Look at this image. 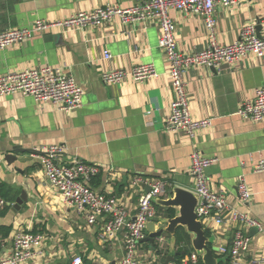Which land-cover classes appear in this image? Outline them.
<instances>
[{
	"label": "crops",
	"instance_id": "crops-1",
	"mask_svg": "<svg viewBox=\"0 0 264 264\" xmlns=\"http://www.w3.org/2000/svg\"><path fill=\"white\" fill-rule=\"evenodd\" d=\"M139 1L0 0V31L30 26L36 19L62 20L107 4L127 8ZM168 14L175 23L178 50L192 53L207 47L208 32L200 16L175 9ZM214 19L221 45L234 42L248 24L264 33V0L217 5ZM160 36L156 22L124 24L115 17L97 27L54 26L0 49V74L58 65L83 89L81 105L68 112L53 102H39L20 93L0 96V159L5 154L17 158L8 165L0 163V195L7 202L0 208L1 255L11 251L15 232L26 229L42 233L44 240L41 253L23 264H71L74 257L85 263L119 264L124 256L123 230L102 243L99 234L104 219L87 224L84 213L67 205L46 179L39 154L44 147L60 144L64 146L63 162L79 159L99 167L89 186L115 196L130 218L136 215L145 186L155 180L167 184V194L162 197L174 186L192 191L194 179L189 168L193 151L215 158L206 169L210 189L222 193L231 207L257 220L261 231L249 236L250 226L226 221L203 228L209 230L216 246H229L236 231L247 234L249 247L241 264H256L264 257V171L253 170L264 159V120L255 122L237 114L241 104L253 98L255 89L264 86V55L249 53L241 62H223L218 68L185 69L183 80L191 117L211 119L210 125L190 137L181 130L165 128L173 92L168 64L158 45ZM105 50L111 57H104ZM147 63L155 66L158 75L134 81L129 71ZM116 69L126 71L127 76L116 84L104 83L102 74ZM240 175L252 193L248 203H242L236 195ZM136 177L145 183L131 185ZM21 191L26 192L27 201L19 210L12 209ZM157 208L155 215L165 211ZM169 243L167 235L154 248L149 242L138 243L137 262L180 264L175 262L177 243L173 252ZM188 248L193 249L190 239ZM216 255L222 258L219 264H232L228 257L218 252ZM170 256L173 260H168Z\"/></svg>",
	"mask_w": 264,
	"mask_h": 264
},
{
	"label": "built area",
	"instance_id": "built-area-1",
	"mask_svg": "<svg viewBox=\"0 0 264 264\" xmlns=\"http://www.w3.org/2000/svg\"><path fill=\"white\" fill-rule=\"evenodd\" d=\"M240 0H141L135 5L122 8L107 4L89 11H79L67 18L54 22L36 19L30 26L9 28L0 31V49L30 39L35 33L54 26L64 28L97 27L112 18L121 23L137 21L156 22L161 28L158 45L168 64V75L173 92L170 113L165 122L166 130H181L190 137L197 129L210 125L211 119L195 120L188 108V97L183 80V72L191 66H207L218 68L223 62L228 64L241 62L249 53L257 57L264 55V33H259L254 24L242 28L238 38L231 44L221 45L215 35L214 11L217 5L231 6ZM170 9L184 14L198 15L202 18L208 32L207 47L198 52L184 53L177 49L174 38L175 23L168 14ZM104 57L111 53L104 51ZM134 81H143L158 75L152 63L139 64L129 71ZM127 76L124 70L116 69L102 74L104 83L116 84ZM20 93L31 96L39 102H53L63 111L78 108L82 102L83 89L75 77L61 66L42 65L26 69L11 70L0 74V96ZM237 114L251 121L264 120V86L257 87L251 100L241 104ZM64 146L53 144L44 147L39 160L46 179L58 191L62 200L77 208L85 215L86 223L93 225L97 219L103 218L99 240L106 243L123 230L124 256L119 264H139L136 260V249L139 240L144 236L145 224L156 211L152 198L167 194L165 181L155 180L149 183L150 191L142 194L138 201L136 215L130 218L126 208L113 195L96 192L89 186L91 178L99 172V167L74 159L63 162L61 156ZM216 161L215 158L201 155L193 151L190 155L189 172L194 179L192 192L197 198L196 217L203 227L220 225L226 222L256 226L261 231L260 223L247 213L240 212L226 203L222 193L210 189L206 169ZM264 171V159L259 160L253 169ZM145 183L141 178H134L131 185ZM236 195L242 203H248L252 193L248 189L243 175L236 180ZM7 202L0 196V208ZM226 221V222H225ZM44 235L40 232L21 229L15 232L12 248L7 255L0 254V264H23L41 253ZM249 247V236L242 231L234 232L229 246H219L218 253L228 257L232 264H241L243 255ZM200 256L188 250L180 264H202ZM71 264L85 263L80 257H74ZM264 264V257L256 262Z\"/></svg>",
	"mask_w": 264,
	"mask_h": 264
},
{
	"label": "water",
	"instance_id": "water-1",
	"mask_svg": "<svg viewBox=\"0 0 264 264\" xmlns=\"http://www.w3.org/2000/svg\"><path fill=\"white\" fill-rule=\"evenodd\" d=\"M257 29V26H255ZM17 158L11 154H5L1 159V164H11ZM145 191L149 192L150 187L145 186ZM27 201V194L21 191L15 198L12 209L19 210ZM152 203L164 208L163 213L153 216L145 224L144 236L139 240L149 242L151 247H157L164 239V235L170 236V248L173 252L176 242L177 230L181 229L189 235L190 244L193 250L200 256L202 264H219L221 257L214 253L218 252L219 246L213 245L212 236H207L200 219L196 217L195 206L197 198L195 194L186 188L174 186L166 197H154ZM172 209L173 215H169L166 210ZM259 232V228L252 226L249 229V236ZM178 254V252L176 253ZM226 258V257H224ZM168 260H173L170 256Z\"/></svg>",
	"mask_w": 264,
	"mask_h": 264
},
{
	"label": "trees",
	"instance_id": "trees-1",
	"mask_svg": "<svg viewBox=\"0 0 264 264\" xmlns=\"http://www.w3.org/2000/svg\"><path fill=\"white\" fill-rule=\"evenodd\" d=\"M91 180H92V178H91ZM1 188V187H0ZM1 196V195H0ZM6 200V199H5ZM154 207L155 208H157V205H155L154 204ZM157 210H158V208L156 209V213H157ZM166 212L169 214V215H173V210L172 209H167L166 210ZM32 231H34V230H32ZM204 232H205V234L207 235V236H209L210 235V233H209V230H207V229H204ZM176 243H177V252H178V254H177V256H176V263H180L182 260H183V258L185 257V255H186V253L188 252V250H189V248H188V250L186 249L187 248V246L189 245V239H188V236H187V234L183 231V230H181V229H178L177 230V234H176ZM185 249V250H184ZM185 251V253L184 254H181V251ZM187 250V251H186ZM214 255L215 256H217V257H219L218 255H216V253H214ZM201 261V260H200Z\"/></svg>",
	"mask_w": 264,
	"mask_h": 264
}]
</instances>
